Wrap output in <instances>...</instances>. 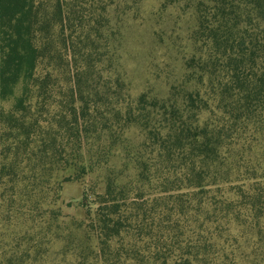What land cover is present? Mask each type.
<instances>
[{
    "label": "trees",
    "instance_id": "16d2710c",
    "mask_svg": "<svg viewBox=\"0 0 264 264\" xmlns=\"http://www.w3.org/2000/svg\"><path fill=\"white\" fill-rule=\"evenodd\" d=\"M0 24V264H264V0H0Z\"/></svg>",
    "mask_w": 264,
    "mask_h": 264
},
{
    "label": "rangeland",
    "instance_id": "374dc122",
    "mask_svg": "<svg viewBox=\"0 0 264 264\" xmlns=\"http://www.w3.org/2000/svg\"><path fill=\"white\" fill-rule=\"evenodd\" d=\"M148 4H150L148 9L151 10L155 9L158 6V3L156 1H151V3ZM129 51L131 52L129 59L132 60L134 58L133 56L137 54L138 51L134 50L132 47L129 48ZM131 63L134 69L137 70V67L144 63V60L141 57H136L134 62L132 61ZM103 182V177H99L98 174H93L88 178H85L82 182H70L64 184L62 193V207L64 210V214L70 217H74L78 220H85L88 213L87 208L90 206V203L93 202V198L91 196L90 200H85V187H93L99 193H103Z\"/></svg>",
    "mask_w": 264,
    "mask_h": 264
},
{
    "label": "crops",
    "instance_id": "0c3cea01",
    "mask_svg": "<svg viewBox=\"0 0 264 264\" xmlns=\"http://www.w3.org/2000/svg\"><path fill=\"white\" fill-rule=\"evenodd\" d=\"M0 48H1V24H0ZM0 102H1V82H0Z\"/></svg>",
    "mask_w": 264,
    "mask_h": 264
}]
</instances>
